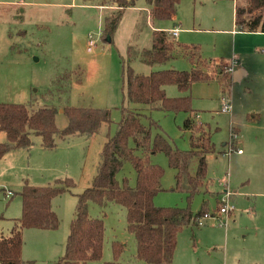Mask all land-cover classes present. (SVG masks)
<instances>
[{
	"label": "rangeland",
	"instance_id": "1",
	"mask_svg": "<svg viewBox=\"0 0 264 264\" xmlns=\"http://www.w3.org/2000/svg\"><path fill=\"white\" fill-rule=\"evenodd\" d=\"M103 1L0 0V101L27 103L34 108L55 105L61 128L68 122L63 111L66 105L109 108L112 116L111 123L104 124L98 133L58 139L53 149H45L41 137L32 134L30 148L11 149L0 159V235L8 234L14 219L21 215L24 181L47 184L70 176L74 187L52 200L59 226L23 231V258L32 264H54L65 252L78 193L92 184L108 134H114L122 120V105L135 106L125 96L123 63L145 74L193 67L183 55L155 65L139 56L128 60V48L131 44L139 49L150 47L154 29L177 26L179 34L173 39L199 45L203 58H215L220 65L236 58L237 65L245 66L248 73L232 83L217 77L197 81L187 91L175 84L165 86L168 96L191 95L196 113L165 111L149 104L140 109L143 122H149L148 116L156 119L161 127L155 133L160 132L175 147L189 149L198 129L211 131L215 143V151L207 154L210 191L201 190L192 202L186 192L174 188L177 172L167 155L163 151L152 154V161L164 169L163 189L154 197L157 205H190L196 212L205 202L213 212L223 205L221 197L226 189L230 192L228 213L183 228L171 264H264V32H232L236 0H180L176 21L152 20L147 1L136 0L124 10L114 42L107 43L101 30L104 15L111 8H103ZM89 34L96 40L91 50ZM220 65L214 66L215 74L221 73ZM59 77L62 84L71 85L69 91L55 87ZM225 95L231 99L229 110L223 109ZM194 114L199 115L195 116V128H183L185 119ZM231 126L240 128V139L227 153L224 142L229 140ZM0 134L1 140H6L5 132ZM196 166L197 161H193L192 172ZM117 177L121 183L127 177L136 185L137 173L131 161L125 162ZM224 177H228L227 186ZM9 190L11 195H7ZM89 211L104 218L106 234L102 259L87 264L112 260L116 239L126 244L119 264H141L136 258L135 236L127 229L126 208L116 202L104 207L91 202Z\"/></svg>",
	"mask_w": 264,
	"mask_h": 264
},
{
	"label": "trees",
	"instance_id": "2",
	"mask_svg": "<svg viewBox=\"0 0 264 264\" xmlns=\"http://www.w3.org/2000/svg\"><path fill=\"white\" fill-rule=\"evenodd\" d=\"M152 20L173 19L180 0H146ZM136 0H104L108 10L103 19L102 39L114 42L115 32L122 20L124 10L133 6ZM235 25L243 31L264 32V0H236ZM186 56L191 69L163 68L149 74L136 72L123 63L125 96L135 106L122 105L123 117L114 134H108L100 152V161L92 184L78 193L74 217L70 223L65 252L54 264H87L100 260L104 253L106 224L102 217L90 214L91 202L105 206L109 202L122 204L126 208L127 229L136 239V258L143 264H171L175 257L178 237L189 224L197 225V219L209 212L205 202L194 212L190 205L160 206L154 202L155 195L163 189L164 169L152 161V154L163 151L170 166L176 169V189L187 193L188 201L201 190L209 191L208 152L215 151V143L210 133L198 129L197 136L191 137L189 149L175 147L159 130L161 124L152 116L143 122L142 105H152L165 111H188L193 113L192 96H168L165 86L175 84L181 91H187L197 81H211L215 77L227 79L226 64L220 65L213 58H203L199 45H188L173 39L168 30L154 29L150 47L128 48V60L139 56L150 65L162 64L173 56ZM221 66V73L215 74L214 66ZM80 80V78H78ZM56 79L55 87L69 91L70 84ZM154 104V106H153ZM63 111L68 117L66 126L57 124L58 107L34 108L27 103L0 101V130L6 140L0 141V159L11 149L30 148L34 140L32 134L41 137V145L53 149L58 139L73 135L92 136L104 124L111 123V109L93 106L66 105ZM196 113V111L194 112ZM194 116H188L183 128L196 126ZM198 128V127H197ZM202 140V141H201ZM138 152H142L139 154ZM131 161L137 183L131 185L124 177L121 183L117 177L125 162ZM197 161L195 172L191 165ZM72 177H58L47 184L24 181L20 190L22 212L14 219L8 234L0 235L1 264H32L23 258V231L25 228L56 229L60 219L53 208V198L75 185ZM126 244L121 240L112 243L113 258L103 264H119Z\"/></svg>",
	"mask_w": 264,
	"mask_h": 264
},
{
	"label": "built area",
	"instance_id": "3",
	"mask_svg": "<svg viewBox=\"0 0 264 264\" xmlns=\"http://www.w3.org/2000/svg\"><path fill=\"white\" fill-rule=\"evenodd\" d=\"M170 34L172 36H176L178 34V29L177 28H174L172 29L171 31H169ZM102 33V31H101ZM88 39H89V46H88V49L91 50V46L94 45L96 43V40L94 39V36L93 34H89L88 36ZM235 61H233L232 63L230 64H227L226 65V70L228 72L232 71L233 70V63ZM222 101H223V109L224 110H229L231 109V99H230V96L229 95H225V96H222ZM196 117H199V115L197 114ZM239 139V133L238 131L235 129L234 126H231V129H230V134H229V140L227 141L226 143V146H227V153H230L233 148L235 147L237 141ZM238 152H242V149L241 148H238ZM224 184L227 186V178L225 177L224 178ZM8 194H12V191H7ZM230 195V192L226 189V193L223 194V196L221 197L222 201H223V205L221 207L218 208L217 211H215L214 214H211L210 212H207L205 214H203V216L199 217L197 219V222L198 224H202L204 222V219L206 218H211V217H215V216H222L223 213H228V211H230V206H228V197Z\"/></svg>",
	"mask_w": 264,
	"mask_h": 264
},
{
	"label": "crops",
	"instance_id": "4",
	"mask_svg": "<svg viewBox=\"0 0 264 264\" xmlns=\"http://www.w3.org/2000/svg\"><path fill=\"white\" fill-rule=\"evenodd\" d=\"M101 6H104L103 8H106V6L105 5H101ZM176 17H177V14H176V16L173 18L174 19V21H176ZM234 23H235V17H234ZM155 27V26H154ZM163 27H157L156 29H162ZM174 28H177L178 29V34H179V27H173V28H166L165 30H168V31H171L172 29H174ZM238 31H243V30H239V29H237L236 28V25H235V28H233L232 29V32L233 33H238ZM246 32H250V31H246ZM255 32H261V31H255ZM177 34V35H178ZM176 35V36H177ZM180 42V41H179ZM182 43V42H181ZM215 59V58H214ZM216 61H217V59H215ZM222 61V60H221ZM233 61H235L234 63H233V70L232 71H230L229 72V75H228V77H227V79L225 80L226 82H229V83H232L233 81H238V80H241L247 73H248V70H247V68L245 67V66H243L242 64H238L237 65V62H238V60L235 58L234 60H232L231 62H228V61H226V62H223L224 64H230V63H232ZM197 115V114H196ZM237 128V129H236ZM235 129L238 131V133L240 132V128L239 127H236ZM230 129H231V127H230ZM0 131H2V130H0ZM211 132V131H210ZM209 131H207V133H210ZM1 138H2V134H0V141H2L1 140ZM239 139H240V134H239ZM238 139V140H239ZM212 140V139H211ZM226 143H227V141H225L224 142V145L226 146ZM236 145H238L237 143H236ZM227 147V146H226ZM46 149V148H45ZM223 151H225L226 152V148L223 150ZM9 153H10V151H8ZM8 152L4 155L5 157H6V155L8 154ZM225 178V177H224ZM227 178V182H228V177H226ZM224 184V183H223ZM225 185V184H224ZM209 191H210V189H209ZM7 195H11V194H8V192H7ZM214 196H216L217 198H218V196L217 195H215V194H213ZM211 214H214L215 213V211H213V212H211V211H209ZM141 264H142V262H141Z\"/></svg>",
	"mask_w": 264,
	"mask_h": 264
}]
</instances>
